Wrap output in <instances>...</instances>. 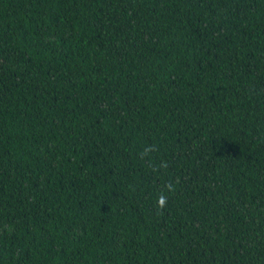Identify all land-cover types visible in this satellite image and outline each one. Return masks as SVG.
<instances>
[{"label":"trees","instance_id":"1","mask_svg":"<svg viewBox=\"0 0 264 264\" xmlns=\"http://www.w3.org/2000/svg\"><path fill=\"white\" fill-rule=\"evenodd\" d=\"M0 264H264V0H0Z\"/></svg>","mask_w":264,"mask_h":264},{"label":"clouds","instance_id":"2","mask_svg":"<svg viewBox=\"0 0 264 264\" xmlns=\"http://www.w3.org/2000/svg\"><path fill=\"white\" fill-rule=\"evenodd\" d=\"M150 151V149H149ZM147 155V153H144ZM175 191V186L172 184H168L165 186V191L160 193L157 197V207L160 210H163L167 206V200H168V195L170 193H173Z\"/></svg>","mask_w":264,"mask_h":264}]
</instances>
